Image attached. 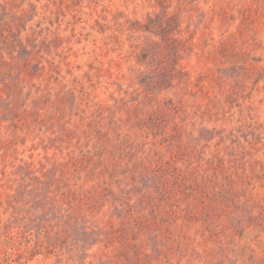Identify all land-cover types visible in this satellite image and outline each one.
Returning a JSON list of instances; mask_svg holds the SVG:
<instances>
[{"label": "rangeland", "instance_id": "1", "mask_svg": "<svg viewBox=\"0 0 264 264\" xmlns=\"http://www.w3.org/2000/svg\"><path fill=\"white\" fill-rule=\"evenodd\" d=\"M0 264H264V0H0Z\"/></svg>", "mask_w": 264, "mask_h": 264}]
</instances>
